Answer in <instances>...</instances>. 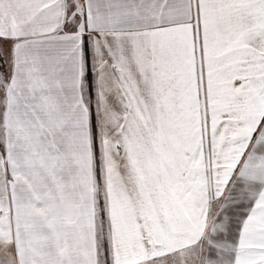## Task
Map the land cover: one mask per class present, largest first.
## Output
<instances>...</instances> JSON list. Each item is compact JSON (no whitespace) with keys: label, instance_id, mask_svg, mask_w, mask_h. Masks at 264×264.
<instances>
[{"label":"snow or ice","instance_id":"obj_1","mask_svg":"<svg viewBox=\"0 0 264 264\" xmlns=\"http://www.w3.org/2000/svg\"><path fill=\"white\" fill-rule=\"evenodd\" d=\"M0 264H264V0H0Z\"/></svg>","mask_w":264,"mask_h":264}]
</instances>
